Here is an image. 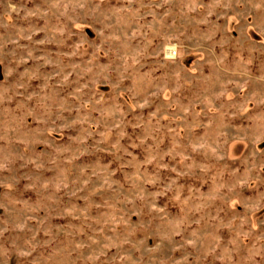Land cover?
<instances>
[{
  "label": "rangeland",
  "instance_id": "rangeland-1",
  "mask_svg": "<svg viewBox=\"0 0 264 264\" xmlns=\"http://www.w3.org/2000/svg\"><path fill=\"white\" fill-rule=\"evenodd\" d=\"M0 264H264V0H0Z\"/></svg>",
  "mask_w": 264,
  "mask_h": 264
},
{
  "label": "built area",
  "instance_id": "built-area-1",
  "mask_svg": "<svg viewBox=\"0 0 264 264\" xmlns=\"http://www.w3.org/2000/svg\"><path fill=\"white\" fill-rule=\"evenodd\" d=\"M167 53H168V55H169V57H174L175 56V54H176V51H175V49L174 48H171V47H169L168 49H167Z\"/></svg>",
  "mask_w": 264,
  "mask_h": 264
}]
</instances>
